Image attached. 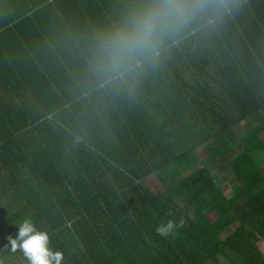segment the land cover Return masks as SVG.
Masks as SVG:
<instances>
[{"label": "trees", "instance_id": "obj_1", "mask_svg": "<svg viewBox=\"0 0 264 264\" xmlns=\"http://www.w3.org/2000/svg\"><path fill=\"white\" fill-rule=\"evenodd\" d=\"M255 1L188 0L204 7L154 55L101 73L99 39L152 0H0L3 264H26L4 247L25 217L62 264H264Z\"/></svg>", "mask_w": 264, "mask_h": 264}, {"label": "clouds", "instance_id": "obj_2", "mask_svg": "<svg viewBox=\"0 0 264 264\" xmlns=\"http://www.w3.org/2000/svg\"><path fill=\"white\" fill-rule=\"evenodd\" d=\"M204 7L188 0H152L132 11L124 23L98 41L97 68L101 73L131 68L140 58H150L163 40L182 30ZM183 220L168 219L155 231L161 236L174 233ZM15 235L7 236V247L19 252L26 264H62L63 253L51 246L47 229L39 228L30 217L18 222ZM3 264V261H0Z\"/></svg>", "mask_w": 264, "mask_h": 264}, {"label": "rangeland", "instance_id": "obj_3", "mask_svg": "<svg viewBox=\"0 0 264 264\" xmlns=\"http://www.w3.org/2000/svg\"><path fill=\"white\" fill-rule=\"evenodd\" d=\"M244 124L245 123L241 124L238 128H240V127L243 128ZM261 136H262V138L264 140V133ZM224 141L227 143V141H229V140L227 139V141L226 140H224ZM229 142H231V143H229V145H231V146H235L236 145V142H233V141H229ZM199 155L201 156V158L205 159V157L207 155L206 147L200 148ZM232 173H233L232 167H230V166L225 167L224 170H223L222 175L218 176L219 182L222 183V185L226 183L225 186L228 187L229 183H228L227 179L232 177ZM146 184L149 187H151L153 190L159 191L158 188H160V186H159L158 180H157V178L155 176H153L150 179H148L146 181ZM263 196H264V192H260L256 196V199L257 198H262ZM257 245L259 246L260 250L262 251V253L264 255V241L259 239V242L257 243Z\"/></svg>", "mask_w": 264, "mask_h": 264}, {"label": "crops", "instance_id": "obj_4", "mask_svg": "<svg viewBox=\"0 0 264 264\" xmlns=\"http://www.w3.org/2000/svg\"><path fill=\"white\" fill-rule=\"evenodd\" d=\"M255 17L258 22L264 25V0L255 1ZM258 36L261 38V43L264 44V30L258 31Z\"/></svg>", "mask_w": 264, "mask_h": 264}]
</instances>
